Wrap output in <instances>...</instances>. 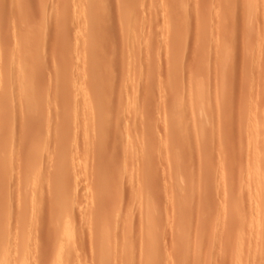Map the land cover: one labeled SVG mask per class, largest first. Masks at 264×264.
I'll return each mask as SVG.
<instances>
[{
  "label": "rangeland",
  "instance_id": "374dc122",
  "mask_svg": "<svg viewBox=\"0 0 264 264\" xmlns=\"http://www.w3.org/2000/svg\"><path fill=\"white\" fill-rule=\"evenodd\" d=\"M78 1L0 0V264H264V0Z\"/></svg>",
  "mask_w": 264,
  "mask_h": 264
},
{
  "label": "bare ground",
  "instance_id": "6f19581e",
  "mask_svg": "<svg viewBox=\"0 0 264 264\" xmlns=\"http://www.w3.org/2000/svg\"><path fill=\"white\" fill-rule=\"evenodd\" d=\"M80 1H81V0H80ZM226 1H227V0H226ZM74 2H75V0H74ZM76 2H79V1L76 0ZM246 2H247V1H246ZM254 2H255V0H254ZM254 2H253V3H254ZM230 3H231V1H230ZM249 3H250V2H249ZM256 3H257V2H256ZM65 4H67L66 1H65ZM68 4H69V3H68ZM246 4H248V3H246ZM228 5H229V4H228ZM247 6H248V5H247ZM249 6H250V5H249ZM254 6H255V5H254ZM254 6H253V8H254ZM231 7H232V6H231ZM247 8H248V7H247ZM249 8H250V7H249ZM253 8H252V9H253ZM254 9H255V8H254ZM254 9H253V10H254ZM251 11H252V10H251ZM257 12H258V11H257ZM260 12H261V11H260ZM255 13H256V12H255ZM250 14H251V13H250ZM246 15H247V14H246ZM254 15H255V14H254ZM243 16H244V15H243ZM250 16H251V15H250ZM67 17H68V16H67ZM253 19H254V18H253ZM0 20H1V19H0ZM253 21H254V20H253ZM66 22H67V21H66ZM66 22L64 21V23H66ZM245 22H246V21H245ZM67 23H68V22H67ZM77 23H78V21H77ZM68 24H69V23H68ZM70 24H71V22H70ZM78 24H80V23H78ZM254 24H255V23H254ZM76 25H77V24H76ZM80 25H81V24H80ZM66 26L68 27V25H66ZM73 26H74V25H73ZM243 26H244V25H243ZM255 26H256V25H255ZM69 27H70V26H69ZM64 28H65V27H64ZM25 30H26V29H25ZM63 30H64V29H63ZM63 30H62V31H63ZM65 30H66V28H65ZM65 30H64V31H65ZM67 30H68V29H67ZM31 31L33 32V29H32ZM31 31H29V32H31ZM134 31H135V30H134ZM244 31H245V30H244ZM25 32H26V31H25ZM225 32H226V31H225ZM26 33H27V32H26ZM239 33H240V32H239ZM29 34L31 35V33H29ZM138 34H139V33H138ZM244 34H245V33H244ZM26 35H27V34H26ZM243 36H244V35H243ZM246 36H247V35H246ZM28 37H29V36H28ZM223 37H224V36H223ZM227 38H228V37H227ZM248 39H249V38H248ZM224 40H225V39H224ZM95 44H96V43H95ZM222 47H223V48H222ZM217 48H218V47H217ZM221 48H222V49H221ZM221 48H218V49H221V50H222V53H223V52L225 51L226 47L224 48V46L221 45ZM223 49H224V50H223ZM32 50H33V49H32ZM32 50H31V49L28 50V51H27V50H26V51L24 50L23 52H21V53H24V54H23L24 56L21 55V56H23L22 59L24 58L23 61H25V59H26L25 56H27L26 61H29V63L25 61V64H26V65H25V68H27L26 71L28 70V68L31 69V68L33 67V59L38 58L37 55H36V58H33V57L31 56V53H29L30 55L28 56V53H27V52H29V51L31 52ZM84 50H85V49H84ZM228 50H229V48H228ZM33 51H34V50H33ZM37 51H40V52H41L42 50H39V49H38ZM37 51H35V52H37ZM40 52H39V53H40ZM42 52H43V51H42ZM3 53H4V52H1V54H3ZM224 53H225V52H224ZM25 54H26V55H25ZM35 54H37V53H35ZM40 54H41V53H40ZM41 55H43V54H41ZM220 55H222V54H220ZM4 56H5V55H4ZM6 56H7V55H6ZM16 57H17V56H16ZM2 58H3V57H2ZM8 58H9V57H8ZM16 59H18V58H16ZM1 62H2V61H1ZM217 63H218V62H217ZM223 63H224V62H223ZM229 63H230V62H229ZM27 64H28V65H27ZM220 64H221V63H220ZM8 65H9V64H8ZM131 65H132V64H131ZM26 66H27V67H26ZM0 69H1V68H0ZM2 70H3V69H2ZM225 70H226V69H225ZM230 70H231V69H230ZM29 71L33 72V71H34V68H33L32 70H29ZM25 73H26V76H27V72H24V71H23V74H24V75H25ZM21 74H22V73H21ZM30 74H31V73H30ZM19 75H20V74H19ZM20 76H23V75H20ZM26 76L23 77V78H24V79H27ZM221 76H222V74H221ZM28 77H29V75H28ZM17 78H18V77H17ZM19 80H21V81H23V82L25 81V80H23L22 78H21V79L19 78ZM225 80H226V79H225ZM21 81H20V82H21ZM27 81H28V82H26V81H25V82L28 84V86H27V85L25 84V82H24V84H25L27 87L25 86V88H24V84H23V85H22V86H23L22 89L24 88L23 90H25V91H22V92H26V93H27V91H29V90H27V88H28V87L30 88V86L32 85V84L29 85V84H30L29 81L32 82V78H28ZM224 83H226V81H225ZM21 84H22V83H21ZM31 87H32V86H31ZM133 87H134V86H133ZM224 87H225V86H224ZM0 88H1V87H0ZM2 88H4V87L2 86ZM2 88H1V89H2ZM29 88H28V89H29ZM201 88H202V87H201ZM1 89H0V90H1ZM4 89H5V88H4ZM62 89H63V88H62ZM223 89H224V88H223ZM10 90H11V88H10ZM30 90H31V88H30ZM67 90H68V89H67ZM203 90H204V88H203ZM5 91H6V90H5ZM68 91H69V90H68ZM129 91H130V90H129ZM137 91H138V90H137ZM226 91H227V90H226ZM2 92H3V91H2ZM2 92H1V93H2ZM6 92L9 93V88L7 89ZM6 92H5V93H6ZM29 92H31V91H29ZM59 92H61V91H59ZM199 92H202V93H203V96H204V92H203V91H199ZM67 93H68V92H67ZM133 93H134V92H133ZM202 93H201V94H202ZM224 93H225V92H224ZM2 94H3V93H2ZM21 94H22L21 96L24 95L23 93H21ZM31 94H32V93H31ZM61 94H62V93H61ZM68 94H69V93H68ZM199 94H200V93H199ZM201 94H200V95H201ZM135 95H136V94H135ZM149 95H150V94H149ZM205 95H206V94H205ZM207 95H208V93H207ZM29 96H30V97H29ZM102 96H104V95H101V98H102ZM150 96H151V95H150ZM203 96L201 95V99H200V101H202V99H205V98H202ZM24 97H25V101L27 100L26 97H29V98H30L29 100H31V95H30V94H29V95H28V94H27V95L25 94ZM23 99H24V98H23ZM90 99H92V97H90ZM260 99H261V98H260ZM86 100H87V99H86ZM86 100H85V101H86ZM149 100H150V99H149ZM27 101H28V100H27ZM27 101H26V102H27ZM89 101H90V100H89V97H88V102H89ZM103 101H104V100H103ZM198 101H199V100H198ZM203 101H204V100H203ZM203 101H202V102H203ZM260 101H261V100H260ZM0 102H1V101H0ZM28 102H29V101H28ZM32 102H33V101H32ZM32 102L30 101V103H29L30 107L27 106V107H29V108L27 109V107H26V109H25V110H29V111H27V112L24 111V113H25V114L29 113V117H27L28 115H26V118H25L26 121H27V119L29 120V118H30V123H31V124H34V122H35L34 119H36V117H37V112L39 113V110H38V109H39V105H37V104H35V103H32ZM70 102H71V101H70ZM104 102H105V101H104ZM106 102H107V101H106ZM106 102H105V103H106ZM31 103H32L33 105H32ZM89 103L92 104V100H91ZM89 103H88V106H85V105H87L86 102H85V105H84V106H85L86 108H85L84 106H82L83 108H85L84 110L86 111V113H87L88 115H89V113H88L89 110H88V109H92V105L90 106ZM24 104H25V106L28 105V103H24ZM52 104H54V103H52ZM203 104H204V103H203ZM258 104H259V103H258ZM34 105L37 106V107H35ZM40 105H41V104H40ZM31 106H32L33 108H37L36 111L33 109V110L36 112L35 114H34V112L32 113V112L30 111L31 108H32ZM54 106H55V105H54ZM3 107H4V106H3ZM60 107H61V106H60ZM62 107H63V106H62ZM70 107H71V105H70ZM78 107H79V106H78ZM89 107H90V108H89ZM103 107H104V106H103ZM74 108H76V106H75ZM79 108H80V107H79ZM87 108H88V109H87ZM105 108L107 109V107H105ZM43 109H44V108H43ZM72 109H73V107H72ZM81 109H82V108H81ZM101 109H102V108H101ZM106 109H105V110H106ZM33 110H32V111H33ZM37 110H38V111H37ZM68 110H69V109H68ZM75 110H76V109H75ZM77 110H78V109H77ZM77 110H76V112H77ZM22 111H23V110H22ZM5 112H6V111H5ZM79 112H80V109H79ZM81 112H82V110H81ZM81 112H80V113H81ZM99 112H100V113H99V116H98V114L96 113V114H94V115H95L94 118H96V117H100V124H101V121H102L103 119L105 120V118H104L105 115H102V112L104 113L103 110H102V111L100 110ZM24 113H21V114L24 116ZM33 114H34V116H31V115H33ZM87 114H86V115H87ZM39 115H41V114H39ZM79 115H80V114H79ZM79 115H78V116H79ZM117 115H118V114H117ZM23 116H22V117H23ZM30 116H31V117H30ZM73 116H74V115H73ZM101 116H102V117H101ZM106 116H107V114H106ZM108 116H109V115H108ZM22 117H21V118H22ZM39 117H40V116H39ZM41 117H42V115H41ZM88 117H89V116H88ZM55 118H56V117H55ZM83 118H84V120H87V119L89 120V118H87L86 116H84ZM90 118H91V114H90ZM94 118H93V116H92V119H94ZM106 118H107V117H106ZM109 118H110V116H109ZM25 119H24V120H25ZM37 119H38V118H37ZM50 119H51V118H50ZM60 119H61V118H60ZM64 119H65V118H64ZM64 119H62V120H64ZM92 119H91V120H92ZM39 120H40V119H39ZM39 120H38V121H39ZM46 120H47V119H46ZM81 120H82V119H81ZM88 120L86 121V123L84 122V124H83V125L86 126V127L83 128V130L85 129V131L87 132V133H85V134H88V133L90 132V131L88 130V129H89V124L92 125V123H89L91 120H90L89 122H88ZM183 120H184V122H185V119H183ZM22 121H23V120H22ZM33 121H34V122H33ZM92 121H93V120H92ZM92 121H91V122H92ZM27 122H28V121H27ZM50 122H51V121H50ZM56 122H57V121H56ZM56 122H55V123H56ZM87 122H88L89 124H88ZM22 123H23V122H22ZM25 123H26V122H24V124H25ZM39 123H40V122H39ZM64 123H65V122H64ZM5 124H8V123H4V127H5ZM86 124H87V125H86ZM184 124H185V123H184ZM191 124H192V123H191ZM203 124H204V123H203ZM21 125H23V124H20L19 126H21ZM39 125H40V124H39ZM19 126H18V127H19ZM26 126H27V125H25V127H26ZM28 126H29V125H28ZM62 126H63V125H62ZM184 126H185V125H184ZM184 126H183V127H184ZM6 127H7V128H6ZM6 127H5L6 130H4L5 132L7 131V132H10V133H13V132H11V129H12L11 126L9 127V129H8V126H6ZM21 127H22V129H24V125L21 126ZM60 127H61V126H60ZM92 127H93V126H92ZM194 127H196V126H194ZM205 127H206V126H205ZM15 128H16V127H15ZM30 128H31V127H30ZM86 128H87V130H86ZM90 128H91V127H90ZM103 128H104V127H103ZM181 128H182V127H181ZM201 128H202V127H201ZM201 128H200V129H201ZM203 128H204V127H203ZM259 128H260V127H259ZM259 128H257V130H255V132L257 133L258 136H260V137L262 138V135H261V133H260L261 130H259ZM3 129H4V128H3ZM7 129H8V130H7ZM18 129H20V128H18ZM94 129H95V128H94ZM13 130H15V129H13ZM16 130H17V129H16ZM29 130H30V129H29ZM35 130H36V129H35ZM99 130H101V129H99ZM197 130H199V129L197 128ZM197 130H196V131H197ZM249 130H250V129H249ZM21 131H22V130H21ZM44 131H45V130H44ZM44 131H43V132H44ZM181 131H182V130H181ZM203 131H204V130H203ZM0 132H1V131H0ZM25 132H26V131H25ZM103 132H104V131H103ZM184 132H185V131H184ZM200 132H202V131L200 130ZM262 132H263V131H262ZM10 133H8V134H10ZM18 133H19V132H18ZM91 133H92V131H91ZM104 133H105V132H104ZM104 133H103V134H104ZM253 133H254V132H253ZM256 133H255V135H256ZM25 134H27V133H25ZM34 134H35V133H34ZM41 134H42V133H40V135L38 134V137L36 136V139H32V140H34V142H32V144H31V145H32L31 148H33V149L37 148V145L39 144V141L41 142V139L43 138V134H42V136H41ZM201 134H202V133H201ZM262 134H263V133H262ZM249 135H250V134H249ZM104 136H105V135H104ZM253 136H254V134H253ZM9 137H11V135H10ZM26 137H27V136H26ZM100 137H102V136H100ZM254 137H256V136H254ZM263 137H264V136H263ZM12 138H13V137H12ZM44 138H45V135H44ZM46 138H47V137H46ZM250 138H251V137H250ZM250 138H249V139H250ZM252 138H253V137H252ZM6 139H7V135L4 134V132H1V133H0V145H1L2 143L7 144L6 142H8V141H6ZM50 139H51V138H50ZM101 139H102V138H101ZM210 139H211V138H210ZM253 139H254V138H253ZM262 139H263V138H262ZM23 140H24V139H23ZM205 140H206V139H205ZM44 141H45V140L42 139V143L45 145V143H46L47 141H46V142H44ZM206 141H207V140H206ZM251 141H252V140H251ZM10 142H11V141H9L8 144H9ZM261 142H263V140H262ZM17 143H18V142H17ZM17 143H16V144H17ZM33 143H34V144H33ZM11 144H12V143H11ZM13 144H14V143H13ZM13 144H12V145H13ZM47 144H48V143H47ZM2 145H3V144H2ZM2 145H1V146H2ZM9 145H10V144H9ZM12 145H10V146L12 147ZM14 145H15V144H14ZM14 145H13V147H14ZM33 145H36V146H33ZM40 145H41V143H40ZM40 145H38V146H40ZM1 146H0V147H1ZM7 146H8V145H7ZM7 146H6V148H7ZM10 146H9L8 148H10ZM139 146H140V145H139ZM251 146H252V143H251ZM4 147H5V146H4ZM68 147H69V148H72L71 146H68ZM6 148H3V149H6ZM64 148H65V147H63V146H62V149L60 148V152H61V153H62L61 150H64ZM69 148H67V150H68ZM65 149H66V148H65ZM11 150H12V149H11ZM139 150H140V149H139ZM142 150H143V149H142ZM149 150H150V149H149ZM64 151H65V150H64ZM11 152H13V151H11ZM139 152H140V151H139ZM66 153H67V151L63 152V154L61 155V157L64 156V159H65V157H66V156H65ZM258 153H259V151L257 150V154H256V155H257V156H256L257 158L255 157V158H256V161H255V162H256V167H257V169H258V170H256V171H258V172L255 173V174L257 175V177L255 176V180H257V182H258V180H259V182H258V183H259V186H262V185H260V181H261L263 178H262V176H261L262 174L259 175V168H260L259 166H261V162H262L263 159H262V157H261L260 155H258ZM62 158H63V157H62ZM84 158H85V157H84ZM86 158H87V157H86ZM149 158H150V159H149ZM64 159H61V160L64 161ZM82 159H83V158H82ZM85 160H86V159H85ZM62 161L60 162V159H58V161H57V163H56V164H57L56 166H58V168H64V166H63V167H60V166H62ZM58 162H59V164H61V165H59ZM63 163H64V162H63ZM147 163L149 164V165H148V168H149L150 171H151V168H152V167H149L150 165L152 166V163H153L151 157H148V160H147V162H146V165H147ZM63 165H65V164H63ZM70 166H71V165H69V167H70ZM73 166H74V165H73ZM66 167L68 168L67 165H65V168H66ZM258 167H259V168H258ZM65 168H64V169H65ZM67 168H66V169H67ZM137 168H138V167H137ZM70 169H71V168H70ZM70 169L68 168V171H70ZM60 170H61V171H60ZM56 171H58V172H57V173H58L57 176H58V175H61V174L65 173V171H67V170H64V171H63V169H59V170H56ZM56 171L54 172V174L56 173ZM62 171H63V173H62ZM59 172H60L61 174H59ZM135 173H136V171H135ZM55 176H56V175H55ZM57 178H58V177H57ZM256 178H257V179H256ZM92 181H93V179H92ZM97 181H99V178H97ZM133 181H134V180H133ZM98 183H100V182H97V184H98ZM258 183H256V184H258ZM88 184H89V183H88ZM92 185H93V184H92ZM133 185H134V183H133ZM62 186H63V185H62ZM70 186H71V185H70ZM139 187H140V186H139ZM65 188H67V187H65ZM257 188H258V187H257ZM257 188H256V189H257ZM141 190H142V188H141ZM145 190H146V189H145ZM260 190H261V189H260ZM149 191H150V190H149ZM256 191H257L258 193H257ZM256 191H255V195H257V194L260 195L258 189H257ZM261 191H262V190H261ZM142 192H143V191H142ZM142 192H141V194H143ZM121 193H122V192H121ZM136 193H137V192H136ZM136 193H135V196H136ZM147 193H148V192H147ZM147 193H146L145 195H147ZM256 193H257V194H256ZM137 195L140 196V193H138ZM149 195H150V194H149ZM255 195H254V196H255ZM139 196H138V197H139ZM136 197H137V196H136ZM138 197H137V198H138ZM144 197H145V199L147 200V198H146L147 196H144ZM148 197H149V196H148ZM255 197L257 198V196H255ZM259 197H261V196H258V199H259ZM134 198H135V197H134ZM141 198H142V196H141ZM256 198H255V199H256ZM138 199H139V198H138ZM145 199H143V200H145ZM149 199H150V198H148L147 201H149ZM146 200L143 201V203H142V204H143V207L141 208L142 210L140 209V210H141V214L144 213L145 210H146V211H148L149 209H150V210H149V214H146V212L143 214V216L145 215V217L148 216V217H146V218H147V222H146V220H142L143 222L141 221V222H142L141 224H142V226H144V228L146 229V230H144L143 227H142V229L144 230L143 233L146 231V232H145V235H148V236L152 237V236L154 235V230H153V222H154V218H152L154 215L151 216L150 211H151L152 208L155 209V206L153 207V204H155V203L151 202V203H153V204H151L150 201H152V200H150V201L147 203ZM121 201H122V200H121ZM128 201H129V200H128ZM128 201H127V202H128ZM255 201H256V200H255ZM118 202H120V201H118ZM127 202H126V203H127ZM132 202H133V204H134V201H133V200H132ZM132 202H131V203H132ZM136 202L138 203V201H136ZM141 202H142V201H141ZM144 202L147 203L148 205L151 204V205H152V208H151V207L149 208L148 206H144V205H146V204H144ZM258 202L260 203L261 201L259 200ZM122 204H123V203H122ZM256 204H257V201H256ZM136 205H137V204H136ZM151 205H150V206H151ZM260 205H261V204H260ZM260 205H258V206H260ZM130 206H131V205H130ZM255 206H256V205H255ZM137 207H138V205H137ZM144 207H145V210H144ZM147 207H148L149 209H148ZM125 208H126V207H125ZM131 208H134V206L132 205V206L129 208V210H131L130 212L132 213V210L134 211V209H131ZM146 208H147L148 210H147ZM257 208H259V207H257ZM113 209H114V208H113ZM115 209H116V210H113V211H114V212H117V210L119 209V208H118V205H117V208L115 207ZM120 209L122 210V208H120ZM120 209H119V210H120ZM153 209H152V210H153ZM119 210H118V211H119ZM263 210H264V209H263ZM124 211H125V209H124ZM135 211H136V209H135ZM142 211H143V212H142ZM153 211H155V210H153ZM153 211H151V212H153ZM242 211H243V210H242ZM130 212H129V213H130ZM259 212H260V210H259ZM117 213H118V212H117ZM117 213H116V215L118 216ZM135 213H136V212H135ZM135 213H134V214H135ZM147 213H148V212H147ZM153 213H154V212H153ZM153 213H152V214H153ZM134 214L132 213V215H134ZM129 216H130V215H129ZM239 216H240V215H239ZM263 216H264V215H263ZM141 217H142V216H141ZM145 217H144V218H145ZM118 218H119V217H118ZM118 218H117V219H118ZM125 218H126V217H125ZM130 218H131V216H130ZM146 218H145V219H146ZM237 218H238V216H237ZM119 219H120V218H119ZM119 219H118V220H119ZM122 219H123V218H122ZM133 219H134V218H133ZM134 220H135V219H134ZM120 221H121V220H120ZM120 221H118V222L120 223ZM126 221H127V220H126ZM128 221H131V220H129V217H128ZM128 221L126 222V224L128 223ZM118 222H117V223H118ZM134 222H135V221H134ZM134 222L132 221L131 223L129 222V224H128V226L130 225V226H129V229H130L131 231H132V229L134 228V225H132V224H134ZM144 222H146V224H147L146 227H145V223H144ZM119 223H118V224H119ZM143 223H144V224H143ZM118 224H117V226H118ZM230 225H231V224H230ZM123 228H124V227H123ZM262 228H263V227H262ZM110 229H111V228H110ZM110 229H109V231H111ZM117 229H118V227H117ZM126 229H127V228H126ZM263 229H264V228H263ZM106 230H108V229H106ZM113 230H114V229H113ZM118 230H119V229H118ZM130 230H128V231H130ZM260 231H261V229H260ZM114 232H115V231H114ZM108 233H109V232H108ZM115 233H116V232H115ZM115 233H114V234H115ZM118 233H119V232H117L116 234L118 235ZM128 233H129V232H128ZM130 234H131V233H130ZM130 234H129V237H130ZM261 235H262V234H261ZM263 235H264V234H263ZM154 236H155V235H154ZM117 237H118V236H117ZM117 237H116V239L120 238V237H118V238H117ZM125 237H126V236H125ZM143 237H144V235H143ZM156 237H157V236H156ZM156 237H154V238H156ZM147 238H148V237H147ZM127 239H129V238H125L126 241H128ZM130 239H131V240H130ZM130 239H129L130 241H133V240H132V239H133L132 237H131ZM149 239H151V238H149ZM260 239H262V237H261ZM157 240H158V239H157ZM157 240H156V241H157ZM117 241H118V240H117ZM126 241L123 242V243H124V244H125V243L127 244L128 242H126ZM130 241H129V242H130ZM153 241H154V240H153ZM148 243H149V240H148ZM124 244H122V245H124ZM156 244H157V243H156ZM127 245H128V244H127ZM125 246H126V245H125ZM129 246H130V245H129ZM131 247H132V246H131ZM131 247H130V248H131ZM143 247H144V246H142V248H143ZM127 248H129V247H127ZM225 248H226V246H225ZM146 249H147V247H146ZM125 250H126V249H125ZM128 250H129V249H128ZM121 251L123 252V250H121ZM145 251H147V250H145ZM149 251H150V250H149ZM130 252H131V251H130ZM143 252H144V251H142V253H143ZM61 254H62V253H61ZM130 254H131V253H130ZM144 254H145V253H144ZM147 254H148V253H147ZM62 255H63V254H62ZM149 256H150V254H149ZM62 257H63V256H62ZM78 257H79V256H78ZM61 259H62V258H61ZM129 260H130V259H129ZM129 260H127V261H129ZM125 261H126V260H125ZM131 261H132V260H131ZM131 261H129V262H131ZM243 261H244V260H243ZM61 262H62V261H61ZM61 262H60V263H61ZM143 262H144V261H143ZM239 262H240V261H239ZM63 263H64V262H63ZM126 263H127V262H126ZM240 263H241V262H240ZM142 264H143V263H142Z\"/></svg>",
  "mask_w": 264,
  "mask_h": 264
}]
</instances>
